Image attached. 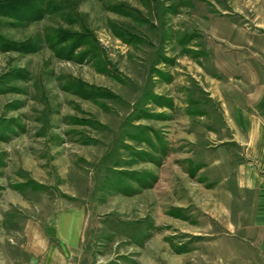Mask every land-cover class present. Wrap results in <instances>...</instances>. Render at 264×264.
Here are the masks:
<instances>
[{"label":"rangeland","instance_id":"1","mask_svg":"<svg viewBox=\"0 0 264 264\" xmlns=\"http://www.w3.org/2000/svg\"><path fill=\"white\" fill-rule=\"evenodd\" d=\"M259 1L0 0V264H264L203 170Z\"/></svg>","mask_w":264,"mask_h":264},{"label":"crops","instance_id":"2","mask_svg":"<svg viewBox=\"0 0 264 264\" xmlns=\"http://www.w3.org/2000/svg\"><path fill=\"white\" fill-rule=\"evenodd\" d=\"M259 2L264 5V0ZM256 13L263 25L239 12L237 18L244 24L251 23L252 29L235 31L236 40L226 36L227 46H214L208 51L215 62L206 77L211 85L219 86L223 108L220 129L210 130L213 137L220 135L219 140L203 148V170L209 182L219 183L216 191L223 208L235 215V229L251 231L252 240L242 239L243 243L261 246L264 245V11ZM65 227L62 231L68 232L67 235L76 233L74 225ZM71 245L77 247V239L73 238Z\"/></svg>","mask_w":264,"mask_h":264}]
</instances>
